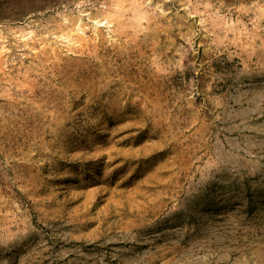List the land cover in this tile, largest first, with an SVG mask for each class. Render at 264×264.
Returning a JSON list of instances; mask_svg holds the SVG:
<instances>
[{"label":"rangeland","instance_id":"rangeland-1","mask_svg":"<svg viewBox=\"0 0 264 264\" xmlns=\"http://www.w3.org/2000/svg\"><path fill=\"white\" fill-rule=\"evenodd\" d=\"M0 264H264V0H0Z\"/></svg>","mask_w":264,"mask_h":264}]
</instances>
